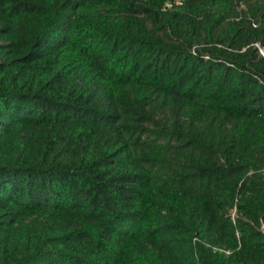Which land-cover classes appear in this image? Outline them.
I'll return each mask as SVG.
<instances>
[{
  "label": "trees",
  "instance_id": "trees-1",
  "mask_svg": "<svg viewBox=\"0 0 264 264\" xmlns=\"http://www.w3.org/2000/svg\"><path fill=\"white\" fill-rule=\"evenodd\" d=\"M259 47L264 0H0V264H264Z\"/></svg>",
  "mask_w": 264,
  "mask_h": 264
},
{
  "label": "built area",
  "instance_id": "built-area-1",
  "mask_svg": "<svg viewBox=\"0 0 264 264\" xmlns=\"http://www.w3.org/2000/svg\"><path fill=\"white\" fill-rule=\"evenodd\" d=\"M260 51L264 55V52H263V50L261 48H260ZM235 217H236V210L232 211V219L235 220Z\"/></svg>",
  "mask_w": 264,
  "mask_h": 264
},
{
  "label": "rangeland",
  "instance_id": "rangeland-1",
  "mask_svg": "<svg viewBox=\"0 0 264 264\" xmlns=\"http://www.w3.org/2000/svg\"><path fill=\"white\" fill-rule=\"evenodd\" d=\"M252 1H253V0H252ZM241 8H243V7H241ZM241 8H240V9H241ZM262 50H263V49H262ZM263 52H264V50H263Z\"/></svg>",
  "mask_w": 264,
  "mask_h": 264
}]
</instances>
